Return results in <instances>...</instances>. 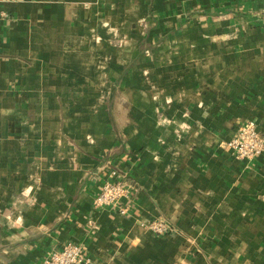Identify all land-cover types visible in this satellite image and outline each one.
I'll return each instance as SVG.
<instances>
[{"label": "crops", "instance_id": "1", "mask_svg": "<svg viewBox=\"0 0 264 264\" xmlns=\"http://www.w3.org/2000/svg\"><path fill=\"white\" fill-rule=\"evenodd\" d=\"M262 0H0V264H264ZM133 183L119 214L93 199ZM159 218L172 227H146Z\"/></svg>", "mask_w": 264, "mask_h": 264}, {"label": "built area", "instance_id": "2", "mask_svg": "<svg viewBox=\"0 0 264 264\" xmlns=\"http://www.w3.org/2000/svg\"><path fill=\"white\" fill-rule=\"evenodd\" d=\"M261 15L264 18V0L261 4ZM235 158L250 160L264 150V132L257 123L251 119H245L238 123L233 136L225 142ZM133 190V183L128 176L117 168L108 170V178L99 185L93 202L96 206H109L119 214L128 210V199ZM146 227L154 233L163 234L172 230L166 221L153 218ZM41 264H90L88 257L79 243L66 242L59 248L50 249Z\"/></svg>", "mask_w": 264, "mask_h": 264}]
</instances>
